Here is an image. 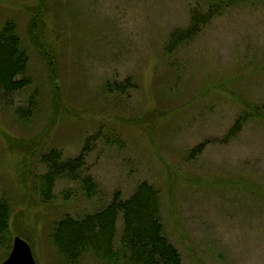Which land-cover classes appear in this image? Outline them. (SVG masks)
I'll list each match as a JSON object with an SVG mask.
<instances>
[{"label": "rangeland", "instance_id": "obj_1", "mask_svg": "<svg viewBox=\"0 0 264 264\" xmlns=\"http://www.w3.org/2000/svg\"><path fill=\"white\" fill-rule=\"evenodd\" d=\"M219 1L0 0V27L14 23L31 77L0 107V198L11 208L0 264L14 236L36 264H65L51 243L55 223L103 208L117 190L126 198L141 180L159 189L163 232L183 264H264V0L219 7L166 49L192 8ZM115 83L121 91L106 86ZM35 88L38 111L18 118L13 108ZM252 108L259 114L225 137ZM89 135L78 174L91 175L93 195L61 177L44 201L41 154L76 156ZM76 264L121 263L87 252Z\"/></svg>", "mask_w": 264, "mask_h": 264}, {"label": "trees", "instance_id": "obj_2", "mask_svg": "<svg viewBox=\"0 0 264 264\" xmlns=\"http://www.w3.org/2000/svg\"><path fill=\"white\" fill-rule=\"evenodd\" d=\"M240 1L220 0L219 4L214 3L206 9L196 5L191 9L187 25L173 29L166 49L170 51L173 44L177 45L196 36L215 14H219V7H227ZM32 27L31 24L30 35L32 34V40L39 47L41 38ZM27 71V51L21 45L14 23L6 20L0 27V107L11 106L12 94L30 84L31 77ZM106 86L110 90L121 91L120 85L116 83L114 86ZM37 95L38 89L35 88L24 105L18 104L13 108L18 118L28 120L38 111ZM259 112L255 108L241 112L225 137L237 134L242 124ZM94 138L95 135L87 136L80 152L73 157L64 158L63 151L57 147H51L41 154L40 160L46 166V171L38 176V191L44 201L53 197L55 182L61 177L78 180L85 195H93L96 184L91 175L81 176L78 173L84 163V151ZM203 146L200 143L193 147L189 156L200 152ZM160 199L159 189L152 183L141 180L126 198H122L117 190L103 208L81 216L64 215L55 223L51 243L65 264H76L87 252L105 261L121 264H183L179 250L163 232ZM10 211L8 199L0 198V246L6 248H9L11 238ZM119 217L122 224L117 236L116 222Z\"/></svg>", "mask_w": 264, "mask_h": 264}, {"label": "water", "instance_id": "obj_3", "mask_svg": "<svg viewBox=\"0 0 264 264\" xmlns=\"http://www.w3.org/2000/svg\"><path fill=\"white\" fill-rule=\"evenodd\" d=\"M1 264H36V262L27 241L14 236L11 251Z\"/></svg>", "mask_w": 264, "mask_h": 264}]
</instances>
